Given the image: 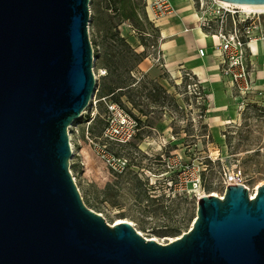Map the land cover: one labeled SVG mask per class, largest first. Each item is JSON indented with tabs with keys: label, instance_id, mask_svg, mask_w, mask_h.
<instances>
[{
	"label": "water",
	"instance_id": "1",
	"mask_svg": "<svg viewBox=\"0 0 264 264\" xmlns=\"http://www.w3.org/2000/svg\"><path fill=\"white\" fill-rule=\"evenodd\" d=\"M264 5V0H216ZM91 0H0V264H264V185L203 197L175 242L90 210L69 129L96 94Z\"/></svg>",
	"mask_w": 264,
	"mask_h": 264
},
{
	"label": "rangeland",
	"instance_id": "2",
	"mask_svg": "<svg viewBox=\"0 0 264 264\" xmlns=\"http://www.w3.org/2000/svg\"><path fill=\"white\" fill-rule=\"evenodd\" d=\"M130 1L123 6L120 3L114 5L113 10L106 0H92L90 4L89 36L95 51L93 72L98 77H95L98 93L85 120L79 121L80 134L77 138L82 140V144L77 143L76 149L80 153L83 150L86 175L77 159L72 160L71 170L82 199L90 210L101 215L108 224H115L118 218L131 220L139 235L141 232L146 238L157 239L166 245L171 239L191 230L197 219L198 196H212L214 193L225 196L228 179L236 169L242 172L240 183L247 186L249 194L264 185V101L260 105L238 110L226 100L221 109H216L215 105L211 108L203 106L206 111L202 113V105L186 93V81L178 87L166 74L160 76L161 81L143 73V78L138 76L139 65L133 56L136 51L132 43L143 46L139 31L141 24H145L137 18L132 17L129 21L126 17L130 16L131 6L135 9L136 17L137 13L148 21L149 17L146 12L147 0ZM108 30L118 33L130 49L111 40ZM112 46L117 51L122 50L127 57V69L121 68L118 74L129 85L124 92L118 90L114 99H118L132 113L140 114L139 110L143 109L147 115L140 114L144 126L139 139L124 149V155L132 159V167L136 168L117 177L109 174L85 140L88 132L94 137L103 128L106 107L99 100L108 94L113 84L108 73L105 77H99V71H108L105 55L112 52ZM129 68L133 69L130 74L127 72ZM152 82L166 90V94L161 95L157 102L150 96L153 85L149 83ZM140 94L144 95L143 98ZM135 103L141 106L136 107ZM160 139L166 141L167 154L171 159L175 157L182 166L190 168L182 177L184 183L192 181L196 172L201 171L203 187L196 195L183 192L172 199L161 197L166 186L164 181L160 184L154 177L157 172L153 170V165H158L154 161V149ZM178 174L177 171L167 178H175ZM158 187L161 189L157 194L160 197L154 198L152 192ZM116 209L127 213L114 215Z\"/></svg>",
	"mask_w": 264,
	"mask_h": 264
},
{
	"label": "built area",
	"instance_id": "3",
	"mask_svg": "<svg viewBox=\"0 0 264 264\" xmlns=\"http://www.w3.org/2000/svg\"><path fill=\"white\" fill-rule=\"evenodd\" d=\"M196 9L198 28L218 39L217 50L220 53V74L225 87L232 92L234 105L238 107V110L260 105L263 99L254 89L255 70L251 57L253 47L264 42V13L246 14L235 7L221 6L215 0H196ZM146 12L149 21L138 15L140 21L146 26V30L139 31L141 39L146 41V46H143L146 59H149L159 70L166 71V61L161 49L162 36L157 23L161 19L172 15L175 12V7L170 0H147ZM150 30L154 32H150ZM199 55L204 57L206 51L200 49ZM99 72V77L107 76L106 70H100ZM165 74L166 72H163L162 75ZM138 76L144 77L141 73ZM95 77L98 79L96 75ZM183 81H186V93L197 99L198 104L202 105L201 109L204 113L206 108L203 106H210V95L191 73L185 72L182 83ZM97 93L96 90L91 105L96 101ZM99 102H103L106 107L103 128L94 137L88 132L85 140L109 174L113 177L121 176L130 169L136 168L132 167L134 165L132 159L124 155V149L139 139V134L144 126L143 119L138 112L132 113L118 102L108 101L107 98L100 99ZM87 113L88 109L82 114L81 121L85 120ZM79 121L71 126L68 131L74 159H77V163L83 167V172L86 175L87 168L82 153L76 149L77 143L78 145L82 144V140L77 138L80 134ZM77 140L78 142H76ZM164 142H166L164 139H160L154 149L156 153L154 161L158 165H153L154 172H157L154 177L158 179L160 184L161 181H164L166 186L165 193L161 197L172 199L183 192L196 195L203 187L201 171L196 172V176L192 181L184 183L182 177L190 168L182 166L175 157L171 159L167 154V145ZM145 154L148 155V153ZM177 171L179 174L175 178H167L168 175L175 174ZM71 173L76 182L74 173L72 171ZM149 174L151 173L149 172ZM241 177L242 172L236 169L228 179L226 189L232 184L242 185L240 183ZM160 191L159 187L153 190V197H160L157 195ZM200 199L198 196V200ZM221 199L223 200L224 197H221ZM250 200H253L251 195Z\"/></svg>",
	"mask_w": 264,
	"mask_h": 264
},
{
	"label": "crops",
	"instance_id": "4",
	"mask_svg": "<svg viewBox=\"0 0 264 264\" xmlns=\"http://www.w3.org/2000/svg\"><path fill=\"white\" fill-rule=\"evenodd\" d=\"M170 1L175 7V12L157 23L162 36L161 49L166 61V71L159 70L149 59H145L138 66L139 73L161 81L160 76L166 72V75L180 86L184 73L189 72L210 95V108L215 105L216 109H221L228 100L238 109L234 105L231 90L225 87L220 74L218 39L198 28L196 0ZM137 42L140 45V42ZM132 47L138 54L144 52L143 46L138 47L132 43ZM200 49L206 51L204 57L199 55ZM251 60L255 70L254 89L264 101V42L253 47ZM164 81L169 85L167 80ZM173 90L175 92V89Z\"/></svg>",
	"mask_w": 264,
	"mask_h": 264
},
{
	"label": "trees",
	"instance_id": "5",
	"mask_svg": "<svg viewBox=\"0 0 264 264\" xmlns=\"http://www.w3.org/2000/svg\"><path fill=\"white\" fill-rule=\"evenodd\" d=\"M106 1L109 4L108 7L112 8L111 10H113L114 5H117L118 3L122 4V6H123L124 3H130L131 2L130 0H106ZM131 5H132V3H131ZM132 17H133V19L137 18V20H140L138 13H137V17H136L135 9L131 6L130 16L129 17L127 16L126 20L130 21V20H132ZM141 25H142L141 31L146 30L144 28L145 26H143V24H141ZM108 34L110 35L111 40H113L116 43L118 42L119 45L127 46L128 49H130V47L126 44L125 40L119 38L118 33H113L112 30H108ZM141 41H143V46H146L145 39H141ZM114 48H116V47L112 46V48H111L112 52L105 55L106 56L105 65L108 68L107 73L109 74V77L111 78V82H112L113 86L110 87L109 90L107 91L108 94L105 96H101L100 99L107 98L108 101L118 102L121 104V102L118 99H114V97H115V93L118 90H120L121 92H124L125 89L129 88V85H126V81H124L122 79V76L120 74H118V71L121 68L127 69V67H128L127 62H126L127 57L125 56V54L123 53L122 50L117 51V49H114ZM133 56L135 57V60L138 62V65H140L144 61V59L146 58L145 52H143L142 54L134 53ZM132 71H133V69L129 68L127 72L130 74V72H132ZM149 84L153 85L152 91H150V96H153L155 98L156 102L160 99L161 95L166 94V90L162 86H160L158 83L152 82ZM145 88L148 89L147 86H145ZM152 92H154V95H152ZM140 95L143 98L144 95L143 94H140ZM129 99L132 101L133 100L132 96H130ZM139 106H141V104H136V107H139ZM139 112L143 116H147V115H145V111L143 109H140Z\"/></svg>",
	"mask_w": 264,
	"mask_h": 264
},
{
	"label": "bare ground",
	"instance_id": "6",
	"mask_svg": "<svg viewBox=\"0 0 264 264\" xmlns=\"http://www.w3.org/2000/svg\"><path fill=\"white\" fill-rule=\"evenodd\" d=\"M216 1V0H215ZM216 3H219L221 6H224V7H235V8H237V9H240V10H242V11H244L246 14H252V13H264V5H235V4H230V3H226V2H222V1H216ZM211 118V120H213L214 119V117L213 116H211L210 117ZM239 118H240V120H241V114L239 115ZM247 187V186H246ZM259 188H260V186H258L257 188H256V190L252 193H250V195H251V197L254 199L256 196H257V194H258V191H259ZM212 196H216V197H219V198H221V196H219L218 194H212ZM203 197H210V196H208V195H202L200 198H203ZM123 213H127V211H125V210H122V211H120L119 209H116L115 210V212H114V215H121V214H123ZM197 220V219H196ZM195 220V221H196ZM123 223H128V224H130L131 226H133V227H136V225L131 221V220H128V219H125V218H118L117 220H116V222H115V224L114 223H112V224H110V226L111 227H115V226H117V225H121V224H123ZM195 223V222H194ZM194 225V224H193ZM193 225H192V227H193ZM140 234L145 238V239H147L148 241H155V242H157V243H159V244H162V245H164L163 243H161L159 240H157V239H149V238H146L141 232H140ZM181 238V236H178V237H176V238H174V239H171V241H170V243H172V242H175V241H177V240H179Z\"/></svg>",
	"mask_w": 264,
	"mask_h": 264
}]
</instances>
